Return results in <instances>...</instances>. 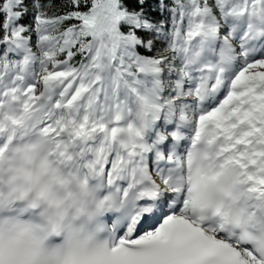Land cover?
<instances>
[{"label": "snow or ice", "instance_id": "1", "mask_svg": "<svg viewBox=\"0 0 264 264\" xmlns=\"http://www.w3.org/2000/svg\"><path fill=\"white\" fill-rule=\"evenodd\" d=\"M0 264H264V0H0Z\"/></svg>", "mask_w": 264, "mask_h": 264}]
</instances>
